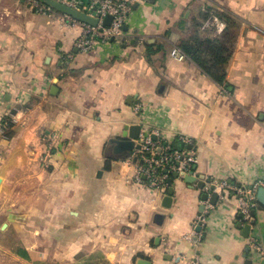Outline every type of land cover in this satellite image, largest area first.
I'll use <instances>...</instances> for the list:
<instances>
[{"label":"crops","instance_id":"0c3cea01","mask_svg":"<svg viewBox=\"0 0 264 264\" xmlns=\"http://www.w3.org/2000/svg\"><path fill=\"white\" fill-rule=\"evenodd\" d=\"M216 10L236 22L223 84L170 54L196 22L201 36L222 35ZM123 28L124 42L82 52L80 23L0 0V123H11L0 127V212L27 214L21 228L43 245L39 264H264V207L253 210L245 237L250 220L219 184L264 183V0H144ZM133 125L194 157L197 180H173L169 209L165 194L136 179V148L120 149ZM47 131L59 138L45 168ZM201 176L216 184L206 201ZM31 250L11 256L29 263Z\"/></svg>","mask_w":264,"mask_h":264},{"label":"built area","instance_id":"2783aa9c","mask_svg":"<svg viewBox=\"0 0 264 264\" xmlns=\"http://www.w3.org/2000/svg\"><path fill=\"white\" fill-rule=\"evenodd\" d=\"M57 1L68 7L84 12L90 17L97 18L98 24L96 26H90L85 23L74 20L73 18L62 14V16L73 23H80L82 25V32L76 39V47L82 51L87 52L94 50L98 43L124 42L123 27L127 20L132 6L138 2L144 0H51ZM30 8L41 13H54L49 5L40 0H25ZM110 15L112 20L109 26L103 25L104 18ZM215 24L217 19H213ZM222 24H216V30H221ZM171 56L177 60H183L186 56L178 49L175 48L171 51ZM135 112L140 111V105H136ZM159 133L156 130L143 129L140 132L137 144L140 145L139 149H136L134 155L136 161H140L141 164L137 168L136 179L140 181L144 179L147 186L160 193L166 194L168 189V179L175 172L188 173L191 164L194 161V157L183 151L172 150L168 145H165L160 140ZM59 138L56 132H44L41 135L42 144L44 147L40 161L42 166L48 167V160L52 157V150ZM180 140L186 144L188 141L185 137L180 136ZM222 191L223 189H230L233 191L238 201V211L241 215V219L244 222H248L252 216L253 210L258 206L256 200V190L258 187L263 186L264 183L259 181L252 187H236L230 186L226 182L219 183ZM224 193V191L222 192ZM221 193V194H222ZM208 210L204 209L206 213ZM204 220L203 213L198 216L199 223L202 224ZM189 239V235H186Z\"/></svg>","mask_w":264,"mask_h":264},{"label":"trees","instance_id":"16d2710c","mask_svg":"<svg viewBox=\"0 0 264 264\" xmlns=\"http://www.w3.org/2000/svg\"><path fill=\"white\" fill-rule=\"evenodd\" d=\"M44 1V0H40ZM216 16L226 24L224 33L219 37H203L200 35V24L194 23L190 34L182 39L178 44V49L195 64H197L206 74L219 84L224 83L226 67L231 56V46L234 42V33L229 32V28L236 26L235 20L225 11L216 10ZM11 126L9 119H4L0 127ZM6 135L12 136L11 132ZM176 150H180L179 148Z\"/></svg>","mask_w":264,"mask_h":264},{"label":"water","instance_id":"95a60500","mask_svg":"<svg viewBox=\"0 0 264 264\" xmlns=\"http://www.w3.org/2000/svg\"><path fill=\"white\" fill-rule=\"evenodd\" d=\"M24 1L25 0H21V2H24ZM44 2L47 5H49L56 12L64 14L66 16H69L76 21H79L81 23H85V24L90 25V26H96L98 24L97 18L90 17L89 15H87L84 12H81V11H78V10L73 9L71 7H68L64 4L57 2V1L44 0ZM27 6L30 7L29 4H27ZM111 20H112V17L110 15H107L103 20V25L109 26ZM141 128H142L141 125H133L130 127H125V133L123 134V137L129 136L131 140L130 141L126 140V141L121 142L119 144L120 149H122L126 152L132 151L134 148L139 149L140 145L135 143V141H137L139 138ZM194 170H195V167H193V169L188 173L175 172L171 175V177L167 181V183H168L167 192H166V194L162 200V207L164 209H169L171 207V204H172V195L174 193V190L172 187L173 180L177 179L178 177H181L185 183L192 184V183L196 182V180H197V178L193 176ZM205 186H208V187H206L207 189L205 188ZM197 187L201 190L206 189V192L202 195L203 201H206L208 199V193H211L216 188V184H213L211 182V180L206 179L205 177L201 176V177H199V182H197ZM218 197H219V195L214 194L212 200L210 201V204L215 205L217 200H218ZM256 200L260 205H262L264 207V187L263 186L258 187V189L256 190ZM203 210H204V206L202 205V206H200V211H203ZM239 216H241V215H239ZM155 218L160 219L159 221L155 220V222H157V223H159L162 220L161 215H157ZM9 219H16V220L22 221L24 219V216L10 215ZM253 224H254V219H251L250 222L243 227V235L245 237L249 236L251 225H253ZM5 226H6V224L3 225V227H5ZM201 230H202V224L200 223L196 227L195 231L197 233H199V232H201ZM195 239H197V237H194V240ZM257 252H258V250L256 251V253ZM245 257H246V255H245ZM244 264H253V260L252 259H246Z\"/></svg>","mask_w":264,"mask_h":264},{"label":"rangeland","instance_id":"374dc122","mask_svg":"<svg viewBox=\"0 0 264 264\" xmlns=\"http://www.w3.org/2000/svg\"><path fill=\"white\" fill-rule=\"evenodd\" d=\"M16 214V213H14ZM16 215H21L26 218V213L18 212ZM32 219H36V213H28ZM20 220L8 219L7 212H0V264H39L36 252H42L43 245L40 247L36 242L32 243L31 240L36 241V234L31 228H21ZM6 224L5 227L3 225ZM17 224V225H16ZM15 225V226H14ZM20 247L31 248L33 261L29 263H21L11 256V253L18 252ZM47 248V247H46ZM52 264V262H49ZM84 264H96L93 260H88Z\"/></svg>","mask_w":264,"mask_h":264}]
</instances>
